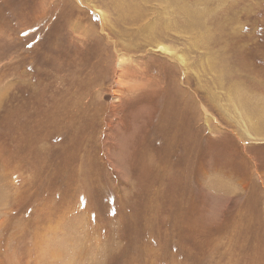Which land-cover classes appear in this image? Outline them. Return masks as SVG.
<instances>
[{"label": "rangeland", "instance_id": "rangeland-1", "mask_svg": "<svg viewBox=\"0 0 264 264\" xmlns=\"http://www.w3.org/2000/svg\"><path fill=\"white\" fill-rule=\"evenodd\" d=\"M0 264H264V0H0Z\"/></svg>", "mask_w": 264, "mask_h": 264}, {"label": "bare ground", "instance_id": "bare-ground-1", "mask_svg": "<svg viewBox=\"0 0 264 264\" xmlns=\"http://www.w3.org/2000/svg\"><path fill=\"white\" fill-rule=\"evenodd\" d=\"M154 28V27H153ZM161 45H163V44H161ZM158 47H160V46H158ZM160 50V49H159ZM161 50H162V52H164V53H166V54H171V55H176L177 57H178V59L177 60H180V61H182L183 59H182V57H181V55L180 54H174L173 53V50L171 49V48H169L168 46H163L162 48H161ZM175 52V51H174ZM161 53V52H160ZM163 53V54H164ZM176 53V52H175ZM173 57V56H172ZM176 57V58H177ZM184 64H185V62H184ZM120 67H122V66H120ZM124 67H126V66H124ZM140 70V69H139ZM136 71V70H135ZM121 73V72H120ZM127 73V72H126ZM138 73V72H137ZM119 74V73H118ZM122 74V73H121ZM140 77V76H139ZM118 84V83H117ZM139 85V84H138Z\"/></svg>", "mask_w": 264, "mask_h": 264}]
</instances>
